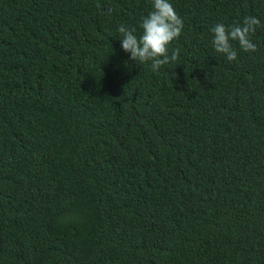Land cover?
<instances>
[{
    "label": "trees",
    "instance_id": "obj_1",
    "mask_svg": "<svg viewBox=\"0 0 264 264\" xmlns=\"http://www.w3.org/2000/svg\"><path fill=\"white\" fill-rule=\"evenodd\" d=\"M170 2L153 72L117 31L152 0H0V264H264V0Z\"/></svg>",
    "mask_w": 264,
    "mask_h": 264
},
{
    "label": "clouds",
    "instance_id": "obj_2",
    "mask_svg": "<svg viewBox=\"0 0 264 264\" xmlns=\"http://www.w3.org/2000/svg\"><path fill=\"white\" fill-rule=\"evenodd\" d=\"M112 11V8H108L104 15L110 16ZM259 26L260 20L255 16H245L242 22L231 26L217 23L211 28L215 52L223 54L230 62L237 59L233 42H236L245 53L256 52L257 44L253 42L252 37ZM139 27L141 30L139 35L135 27L124 23L117 29L122 36L121 48L130 54L131 61L136 64L150 62L152 71L156 72L162 66L179 59L180 48H173L169 52V45L181 35L184 21L170 0H152V10L141 17Z\"/></svg>",
    "mask_w": 264,
    "mask_h": 264
}]
</instances>
